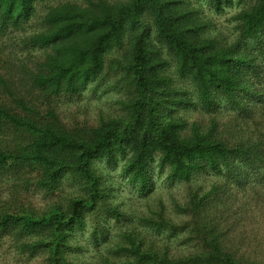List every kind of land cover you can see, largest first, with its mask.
I'll return each instance as SVG.
<instances>
[{
  "label": "trees",
  "instance_id": "trees-1",
  "mask_svg": "<svg viewBox=\"0 0 264 264\" xmlns=\"http://www.w3.org/2000/svg\"><path fill=\"white\" fill-rule=\"evenodd\" d=\"M45 1L0 0V36L25 33ZM205 9L231 13V38L214 35ZM41 15L25 45L44 56L21 68L25 96L0 103V179L11 184L0 249L7 237L43 264H264L239 227L264 209V0L65 1ZM109 79L121 113L95 127L69 128L34 104ZM102 164L120 165L140 200L162 175L187 184L174 204L186 218L175 222L161 202L147 214L124 209ZM207 175L206 191L189 186ZM65 180L82 195L40 213L18 201L20 189L52 195Z\"/></svg>",
  "mask_w": 264,
  "mask_h": 264
},
{
  "label": "rangeland",
  "instance_id": "rangeland-1",
  "mask_svg": "<svg viewBox=\"0 0 264 264\" xmlns=\"http://www.w3.org/2000/svg\"><path fill=\"white\" fill-rule=\"evenodd\" d=\"M75 1L81 3L83 0H47L42 7L52 4ZM36 18H34L25 28V33H6L0 36V103L10 102V97L25 96L28 90L29 83L26 78V71H21L23 65L25 68L34 67L35 64L44 56V53L38 50L28 49L25 45V39L40 27L41 10ZM41 10V11H40ZM209 16V20L213 23V33L218 38L227 35L231 38L232 26L228 23L231 13L217 15L205 9ZM22 73V77L19 73ZM112 84V80L106 81L101 88L96 92L90 86L78 98L68 99L60 97L52 100H44L36 96L34 100L35 106L44 112V110L52 109L56 112L57 117L69 128L90 126L95 127L99 122L107 119L111 115L121 113L122 100L121 95L110 88L109 92H105L106 85ZM14 106L13 102H10ZM197 118L196 115H189V120ZM201 119V118H200ZM120 165L115 169H102L107 174L108 181L116 188L119 186V192L115 195L117 202L123 205V208L130 212L138 214L148 213L149 209L155 210L161 202L166 213L177 223H180L186 216L177 213L174 209L175 203L183 204L187 196V184L167 185L165 175L159 177L154 183L151 193L144 199H138L136 191L131 189L126 179L122 178L119 172ZM2 179V178H1ZM0 179V202L5 203L10 199L11 184H7L5 179ZM214 182L212 175L196 177L189 186L194 189L198 187L202 191H206L211 183ZM18 201L23 202L25 206L32 209L35 213H40L54 202L66 204L68 199L73 195H82L81 188L78 182L65 180L63 186L54 194L46 195L44 191L30 187L28 191L20 189ZM1 207V206H0ZM245 222L243 221L239 227H243L249 245L247 249L257 251L258 259L264 262V209L257 208L256 211L244 214ZM158 236V235H157ZM164 234H160L157 240H163ZM183 237V236H182ZM175 241V239L171 240ZM236 243V240L233 239ZM177 244H179L177 242ZM181 250L187 249L191 251L190 245L180 244ZM44 254L36 253L30 256L28 253L20 251L14 245H11L10 240L6 237L0 249V264H43Z\"/></svg>",
  "mask_w": 264,
  "mask_h": 264
}]
</instances>
